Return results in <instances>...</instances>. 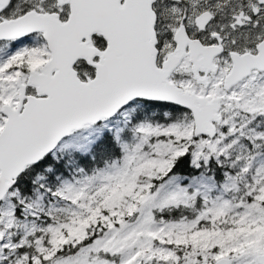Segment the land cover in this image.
<instances>
[{
	"label": "snow or ice",
	"instance_id": "snow-or-ice-1",
	"mask_svg": "<svg viewBox=\"0 0 264 264\" xmlns=\"http://www.w3.org/2000/svg\"><path fill=\"white\" fill-rule=\"evenodd\" d=\"M0 264H264V0H0Z\"/></svg>",
	"mask_w": 264,
	"mask_h": 264
}]
</instances>
